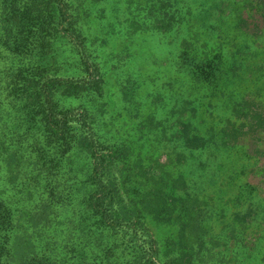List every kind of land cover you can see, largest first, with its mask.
Masks as SVG:
<instances>
[{
    "label": "trees",
    "instance_id": "1",
    "mask_svg": "<svg viewBox=\"0 0 264 264\" xmlns=\"http://www.w3.org/2000/svg\"><path fill=\"white\" fill-rule=\"evenodd\" d=\"M178 4L176 0L159 1L157 20L152 26L136 24L135 34L151 31L163 39L191 27L186 21L189 10L184 14ZM49 23L53 25L48 27ZM74 26L68 0H0V264H117L113 256L120 258L123 250L118 255L107 248L113 234L123 238L121 245L133 252L129 264H195L196 253L218 244L219 221L214 219L218 220L217 208L222 207L214 199L216 193L249 186L247 172L232 166L235 159L239 161L235 150L241 149L228 138L207 139L192 121L178 117L165 130L167 120L153 117L172 147L159 178H151L147 175L153 163L143 164L147 154L141 151V138L133 148L128 145L120 151L101 144L87 110L59 109L55 91L62 79L49 74L44 81L41 76L26 78L25 68L39 49L34 45L42 48L44 41L50 46L45 37L54 38V31L78 44L85 56L86 48ZM204 48L199 34L192 43L182 39L177 69L186 75L193 66L203 67L208 60L199 51ZM84 59L89 65V59ZM200 79L197 75L198 83ZM27 83L34 84V91ZM95 84V80L80 81L74 91L86 92ZM74 91L65 98L82 93ZM162 102L158 110L164 109ZM183 105L176 101L171 114H186ZM36 121L38 127L33 124ZM74 127L79 135L71 134ZM144 137L150 142V158H156L155 148L162 137L156 141L148 134ZM55 146L59 157L48 151ZM226 150L230 155L223 156ZM125 157L133 162L131 173L145 185L139 210L125 206L119 195L121 182L108 179ZM78 193L87 195L82 203ZM142 214L174 229L176 239L169 244L168 258L161 260L164 253ZM85 215L94 220L98 233L87 229ZM220 216L225 217L224 210Z\"/></svg>",
    "mask_w": 264,
    "mask_h": 264
},
{
    "label": "rangeland",
    "instance_id": "2",
    "mask_svg": "<svg viewBox=\"0 0 264 264\" xmlns=\"http://www.w3.org/2000/svg\"><path fill=\"white\" fill-rule=\"evenodd\" d=\"M159 1L68 0L89 65L78 44L54 31V38L45 37L50 46L44 41L40 42L42 48L34 45L39 49L25 68L26 78L41 76L44 81L49 74L62 79L55 91L59 109L87 110L101 144L120 151L128 145L133 148L141 138V151L143 156L147 154L143 164L153 163L147 177L159 178L172 147L163 127L155 125V118L167 120L164 128L168 130L172 121L180 117L185 122L192 121L193 127L209 140L228 138L237 145L242 151H235L243 157L237 154L239 161L232 162L233 170L247 172L249 186L216 193L214 199L223 208H217L218 220L214 219L219 221L215 225L218 244L200 250L194 260L195 264H264V0H176L184 14L189 10L186 21L191 27L163 39L151 31L135 34L136 24L152 26L157 20ZM195 33L205 43L199 52L208 61L199 69L193 66L185 75L176 66L178 47L182 39L192 43ZM190 55H195L192 50ZM197 75H201V83L196 81ZM92 80L96 84L91 90L74 91L80 81L87 84ZM26 86L34 91L33 83ZM73 91L80 94L65 98ZM160 100L162 110L156 108ZM176 101L185 104L186 114H171ZM228 120L235 123L227 124ZM33 124L39 126L37 121ZM71 134L79 135L75 127ZM144 134L153 141L162 137L155 148L156 158H150V142ZM48 151L59 157L58 146ZM222 154L230 155L228 150ZM131 166V160L121 159L108 179L121 182L119 195L123 204L139 210L145 185L131 173ZM170 191L168 185V195ZM78 195L79 203L87 196ZM229 196L232 201L227 204ZM222 210L225 217L220 216ZM142 216L164 253L161 260L168 258L172 250L169 244L176 239L174 229ZM83 218L87 229L98 233L94 220L86 215ZM111 236L107 248L115 249L118 255L123 250L120 258L115 255L113 260L129 264L133 252L121 245L123 238Z\"/></svg>",
    "mask_w": 264,
    "mask_h": 264
}]
</instances>
